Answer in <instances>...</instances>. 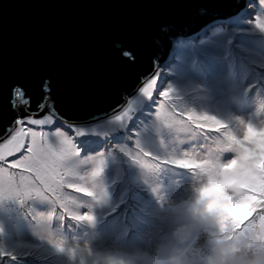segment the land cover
<instances>
[{"label": "rangeland", "instance_id": "1", "mask_svg": "<svg viewBox=\"0 0 264 264\" xmlns=\"http://www.w3.org/2000/svg\"><path fill=\"white\" fill-rule=\"evenodd\" d=\"M259 13L243 8L242 12L204 24L198 32L187 37H170L171 51L159 62L158 72L166 87L175 88L185 102L198 111H207L222 119L243 116L264 118V32L249 21ZM145 112L131 130L114 131L100 120L84 125L87 135L82 138L80 155L67 164L75 176L90 174L101 159L103 172L98 177L101 190H106L108 203L101 205L95 199L67 194L78 209L94 210L95 224L63 219L64 214L48 220L47 216L58 208L47 196L0 199V251L18 257L17 261L0 259V264H85L81 252L73 258L58 252L48 237L64 240L69 249H91L92 254H136L152 252L165 242L171 231V209L161 207L152 187L173 201L193 196V177L186 170H206L211 180L198 192L199 202L207 210L222 211L228 194L234 189L226 187L230 177L237 175L251 179L264 174V127L253 125L232 127L228 131L227 147L235 153L229 159L234 172L227 165L218 169H205L203 161H191L185 152L182 157L164 160L158 171L147 174L145 170L120 148H131L135 139L141 147L155 155L166 157L167 150L180 144L192 134L177 130L157 132L152 125L155 116ZM204 127H213L203 125ZM218 126V125H217ZM134 133H139L135 136ZM216 137L208 146H193L191 152L208 153L216 147ZM150 183H145V177ZM69 192L71 190H68ZM250 195H257L250 193ZM264 196V195H261ZM260 196V197H261ZM262 198V197H261ZM215 203V209L209 207ZM247 224L237 233L244 231ZM236 236L230 239L236 240Z\"/></svg>", "mask_w": 264, "mask_h": 264}, {"label": "snow or ice", "instance_id": "2", "mask_svg": "<svg viewBox=\"0 0 264 264\" xmlns=\"http://www.w3.org/2000/svg\"><path fill=\"white\" fill-rule=\"evenodd\" d=\"M240 7L259 13L249 23L264 32V0H246ZM165 25L171 27L165 21L159 29ZM103 39L105 70L99 75L70 68L60 60L33 59L23 53L10 67L7 56H0V199L47 196L58 205L47 216L49 221L60 212L65 220L95 224L94 210L78 209L67 194H82L101 205L108 203V193L101 190L97 179L103 172L104 161L101 159L90 174L83 176L70 173L67 164L84 151L81 147L82 138L87 135L84 125L98 118L114 131L131 130L130 126L145 112L154 110L152 127L157 132L191 133L185 138L186 142L174 144L166 157L144 150L140 139H135L131 148H120L140 166L147 161L173 168L177 166L162 161L182 157L185 152H191L194 145L207 147L209 140L219 135L213 127L203 125L215 121L230 128L264 127L262 119L243 116L222 119L207 111H198L187 104L175 88L166 87L154 59L148 58L147 67H143L145 50L135 22L108 27ZM107 96L116 99L106 112L79 120L69 115L73 111H87ZM134 135L139 136V133ZM234 158L230 153L228 159ZM182 170L189 174L188 169ZM48 241L58 252L68 253L73 258L78 251H84L69 249L64 240L48 237ZM87 251L92 253L90 248ZM5 258L18 260L15 254L0 251V259Z\"/></svg>", "mask_w": 264, "mask_h": 264}, {"label": "water", "instance_id": "3", "mask_svg": "<svg viewBox=\"0 0 264 264\" xmlns=\"http://www.w3.org/2000/svg\"><path fill=\"white\" fill-rule=\"evenodd\" d=\"M235 3L236 0H0V56H7L10 67L23 53L33 59L60 60L70 68L99 75L105 70V30L135 22L145 50L143 67L152 58L158 70L163 54L158 40L169 27L159 29L162 22L183 32L200 10L227 18L225 13ZM115 99L107 96L89 110L69 115L79 120L106 112Z\"/></svg>", "mask_w": 264, "mask_h": 264}, {"label": "clouds", "instance_id": "4", "mask_svg": "<svg viewBox=\"0 0 264 264\" xmlns=\"http://www.w3.org/2000/svg\"><path fill=\"white\" fill-rule=\"evenodd\" d=\"M212 124L213 130L219 133L216 147L205 154L187 152L186 155L191 161H203L205 169L227 165V170L234 172L236 166L228 159L230 153L235 155L227 147L230 127L215 121ZM166 152L171 154L167 149ZM141 167L151 174L161 169L162 164L143 161ZM189 171L193 177V196L189 199L176 202L161 195L158 187H152L161 207L171 209L172 227L164 243L152 252L132 255L94 256L84 249L81 256L85 264H264V199L260 198L264 195V174L251 179L230 177L226 187L234 189L235 194L227 195L222 211L218 212L207 210L198 199L199 190L218 177L208 175L206 170ZM145 183H150L147 175ZM209 207L215 209L216 205L213 203ZM245 224L247 227L236 236ZM232 236H236V240L230 239Z\"/></svg>", "mask_w": 264, "mask_h": 264}, {"label": "trees", "instance_id": "5", "mask_svg": "<svg viewBox=\"0 0 264 264\" xmlns=\"http://www.w3.org/2000/svg\"><path fill=\"white\" fill-rule=\"evenodd\" d=\"M245 2L246 0H236V3L233 9H228V11L225 14H227L229 17V16H232V15L234 16L242 12L243 8H241L240 5L244 4ZM223 16L224 15H221L219 13L212 14L205 10H200L198 14L193 16L191 23L185 26V29L183 32L176 30L175 28H172V27H167L165 30V33L162 34L161 38L158 40L163 50V54L160 56V61L165 60L171 51L170 49L172 45H171L170 37H176V36H179L181 38L187 37L188 35L198 32L202 25L207 24V23L210 24L213 22V20L217 18L218 19L224 18ZM261 197H260L261 199H264V196H261Z\"/></svg>", "mask_w": 264, "mask_h": 264}]
</instances>
